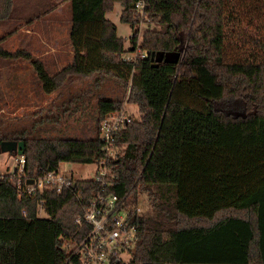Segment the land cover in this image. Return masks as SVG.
Segmentation results:
<instances>
[{"label": "trees", "instance_id": "trees-1", "mask_svg": "<svg viewBox=\"0 0 264 264\" xmlns=\"http://www.w3.org/2000/svg\"><path fill=\"white\" fill-rule=\"evenodd\" d=\"M136 2L0 0V23L24 21L28 27L71 7L73 59L55 74L31 51L4 48L16 31L0 37V58L30 62L46 94L74 77L94 80L91 91L113 80L121 92L117 99L99 97L85 137L0 131V146L23 142L25 159L23 173L17 168L0 174V246L10 251L6 264H65L73 245L90 232L76 220L102 191L132 211L137 244L129 264H264V38L248 34L253 23L243 15L248 6L238 10L232 0H147L143 19ZM115 4L132 30L127 49L106 18ZM244 40L248 50H230L234 41ZM137 49L136 58L126 57ZM158 55L172 60L158 62ZM88 96L81 91L75 106L69 100L62 111L54 107L58 114L41 124L56 131L64 114L79 110ZM125 103L138 108L139 118L130 117L109 154L101 124ZM104 162L105 188L91 179L76 180L72 189L27 193L32 181L58 173L62 163L100 169ZM144 194L148 215L138 211Z\"/></svg>", "mask_w": 264, "mask_h": 264}, {"label": "rangeland", "instance_id": "rangeland-1", "mask_svg": "<svg viewBox=\"0 0 264 264\" xmlns=\"http://www.w3.org/2000/svg\"><path fill=\"white\" fill-rule=\"evenodd\" d=\"M232 2L238 10L241 9L240 5L248 6V8L244 9L243 14L247 16L248 21L253 20L251 27H246L248 34L254 35V37L260 35L264 38V0H232ZM121 14L122 6L115 4L114 9L106 15V18L117 27L118 37L126 40L127 49L130 46L128 40L132 37V30L128 24L121 21ZM70 28L71 7L67 4L52 14L47 21L30 28L24 25V21H5L0 23V37H5L16 31L4 43V48L10 52L29 50L32 51L35 57L42 56L44 53L51 52L57 48L60 51V56L62 55V58L56 61L61 63L59 66H57L58 63L54 62V54L45 56L48 71L51 74H55L72 61L71 58L66 59L68 57L67 52L71 48L69 39ZM140 28L141 34H143L146 25L141 24ZM28 30H30L31 34L27 33ZM238 44V41H234L229 47L230 50L240 54L241 50L244 52L250 48L249 40L248 42L246 40L241 41V44ZM239 46L241 49H239ZM126 57L133 58L135 55H126ZM156 59L158 62L163 59L172 60V56L158 55ZM93 82L94 80H82L74 77L60 91L48 95L43 91L30 62L26 60L8 61L0 58V131L9 133L27 129L43 138L62 136L67 138L85 137L94 123V117L97 115L95 104L99 97L105 96L115 99L121 97L119 87L113 80L105 82L106 84L100 90L91 91ZM81 91L88 93L89 96L79 110H72L71 116H69L70 114H64L61 123L56 125V131L51 130V124H41V121L51 114H58V110L54 107L62 111L70 107L69 100L72 101V106H75L76 103L78 104L74 96ZM92 94L94 96L89 98ZM61 105L64 106L61 107ZM49 111L51 112L49 113ZM127 111L130 117L139 118V110L136 106L127 105ZM236 115L238 114L236 113ZM17 168L20 173L21 167H19L18 159L8 153L0 154L1 175L12 174ZM60 171L66 177L72 176L75 180H91L96 178L99 166L97 164L62 163ZM139 210L144 215L151 213L150 201L146 194L140 197ZM39 216L41 218L46 217L43 210L40 211ZM9 252V247L0 246V264H6L4 255Z\"/></svg>", "mask_w": 264, "mask_h": 264}, {"label": "built area", "instance_id": "built-area-1", "mask_svg": "<svg viewBox=\"0 0 264 264\" xmlns=\"http://www.w3.org/2000/svg\"><path fill=\"white\" fill-rule=\"evenodd\" d=\"M147 0H137L134 4L136 13L143 19ZM141 54L137 49L135 57ZM146 54H143L144 57ZM132 57L128 58L131 59ZM133 58V59H134ZM130 121L126 103L121 111L108 117L101 124V140L105 143V150L111 154L115 136L125 124ZM20 173H23L25 159L20 157ZM107 162L100 165L96 180L102 181L103 187L109 171ZM32 183V184H31ZM27 187V193L33 194L47 187L58 191L72 189L76 180L66 177L61 171L50 173L45 177L34 180ZM21 184V179L19 180ZM140 212V210L138 209ZM131 210H126L117 196H106L104 191L96 194L90 200L84 218H78L77 223L83 221L90 227L89 234L80 243L73 245L70 258L65 264H129L132 259V249L137 243L135 228L130 225Z\"/></svg>", "mask_w": 264, "mask_h": 264}, {"label": "crops", "instance_id": "crops-1", "mask_svg": "<svg viewBox=\"0 0 264 264\" xmlns=\"http://www.w3.org/2000/svg\"><path fill=\"white\" fill-rule=\"evenodd\" d=\"M59 9H60V8H59ZM59 9L56 10L55 12L59 11ZM43 21H47V20L37 21V22L34 23L32 26H29V28H30V27H33V26H35V25H37V24H39V23H42ZM27 27H28V26H27ZM70 29H71V28H70ZM27 33H28V34H31L30 30H28ZM69 36H70V33H69ZM69 39H70V37H69ZM28 51H29V50H28ZM31 52H32V51H31ZM50 54H54V55H55V60H54V62H56L57 60H59L60 58H62V55L60 56V51H59L57 48H56V49H53L51 52L44 53L42 56H38V57H36V58L41 59V60L46 64L45 56H48V55H50ZM67 55H68V57H66L67 60H68L69 58L73 59V50H72V46H71V48H69V50H68V52H67ZM56 63H58L57 66H59V65L61 64L60 62H56ZM46 66H47V64H46ZM57 66H56V67H57Z\"/></svg>", "mask_w": 264, "mask_h": 264}, {"label": "water", "instance_id": "water-1", "mask_svg": "<svg viewBox=\"0 0 264 264\" xmlns=\"http://www.w3.org/2000/svg\"><path fill=\"white\" fill-rule=\"evenodd\" d=\"M177 57H178V55H177ZM14 152H16L19 156H24V143L23 142H20V143L4 142V143L1 144L0 153H10V154H12Z\"/></svg>", "mask_w": 264, "mask_h": 264}]
</instances>
